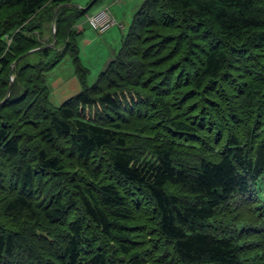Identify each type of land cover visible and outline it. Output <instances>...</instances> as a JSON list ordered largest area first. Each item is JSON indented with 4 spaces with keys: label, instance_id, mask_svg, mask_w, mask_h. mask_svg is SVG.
Returning <instances> with one entry per match:
<instances>
[{
    "label": "trees",
    "instance_id": "trees-1",
    "mask_svg": "<svg viewBox=\"0 0 264 264\" xmlns=\"http://www.w3.org/2000/svg\"><path fill=\"white\" fill-rule=\"evenodd\" d=\"M106 1L0 0V264H264V0H143L88 85Z\"/></svg>",
    "mask_w": 264,
    "mask_h": 264
},
{
    "label": "rangeland",
    "instance_id": "rangeland-1",
    "mask_svg": "<svg viewBox=\"0 0 264 264\" xmlns=\"http://www.w3.org/2000/svg\"><path fill=\"white\" fill-rule=\"evenodd\" d=\"M112 1L115 2L114 0L108 1V2H111L110 4L108 3L110 7L109 11H111L110 13L112 17L115 16L114 14H117V17H118L117 22L115 21L113 17L115 21V25L112 28H115L118 31V33L121 34V29L119 27V24L123 20L124 26H125L124 27L125 32L123 33H126V30L132 20V16L138 10L143 0H126L127 2L126 5L121 4V6H117V4L113 3ZM89 2L90 0H73L72 5L78 6L79 8L80 7L85 8ZM113 5H116V6L114 7ZM100 7H105V6L102 4L101 5L99 4L96 7H93L88 13L91 14L94 11L98 10V8ZM85 23L87 25V22ZM50 32L54 33L53 25L48 29L49 34ZM87 32L92 33L89 29L86 28L85 33ZM93 47L91 49L88 48L85 52L82 51L83 56L87 57L85 62L87 64L88 62H90L89 63L90 65L93 64L92 67H89L90 72L87 78L88 85H92L96 81V78L98 75V71H97L98 62L95 61L97 57L96 56L97 51H94ZM119 47H116V48L119 49ZM46 78H47V84L49 85V90H50V99L54 105H57V106L60 105L64 99L73 97L80 91V87H78V81L76 79L77 77L74 76V67L68 57L63 59L56 68H54L51 72H49ZM56 81L62 82L61 85L63 86L55 87Z\"/></svg>",
    "mask_w": 264,
    "mask_h": 264
},
{
    "label": "crops",
    "instance_id": "crops-1",
    "mask_svg": "<svg viewBox=\"0 0 264 264\" xmlns=\"http://www.w3.org/2000/svg\"><path fill=\"white\" fill-rule=\"evenodd\" d=\"M108 1L109 0H107L102 5H104L105 7H108L110 10L109 4L111 2H108ZM114 1L115 2H113V1L112 2L117 4V6H121V4L126 5V3H127L126 0H118V1L114 0ZM113 6L115 7L116 5H113ZM81 9H83V8H81ZM114 15L115 16H113V17H114L115 21L117 22V20H118L117 14H114ZM85 22H86V20L83 19L78 24H76L74 27L76 32L79 33V36H78L79 58H80L81 63L85 67H87V68L92 67L93 64L90 65L89 64L90 62H88V64L85 62L87 57L83 56L82 51L85 52L88 48L91 49L94 46L93 50L97 51V55H96L97 57L95 59V61L98 62L97 71H98V73H100L101 71H103L105 69V67L107 66V64L109 63L111 58L114 56L115 52L117 51L118 48H116V47H119V45L121 43V40L124 36L123 32H125L124 22L122 20L119 24V27L121 29V34H119L115 28L111 27L112 29L110 28L108 31H106L105 33H103L101 35L96 34L90 27H88V24L86 25ZM86 28L89 29L92 33H90V32L85 33ZM94 67H95V65H94ZM74 76L76 77L75 73H74ZM77 81H78V79H77ZM61 84H62V82L56 81L55 87H62L63 85H61ZM48 87H49V85H48ZM75 87H76V85H75ZM78 87H80L79 81H78ZM67 99H69V98L64 99L61 102V104L64 101H66ZM55 106H57V105H55Z\"/></svg>",
    "mask_w": 264,
    "mask_h": 264
},
{
    "label": "built area",
    "instance_id": "built-area-1",
    "mask_svg": "<svg viewBox=\"0 0 264 264\" xmlns=\"http://www.w3.org/2000/svg\"><path fill=\"white\" fill-rule=\"evenodd\" d=\"M85 20L88 26L98 35L105 33L115 25L108 7H101L93 13L87 14Z\"/></svg>",
    "mask_w": 264,
    "mask_h": 264
},
{
    "label": "water",
    "instance_id": "water-1",
    "mask_svg": "<svg viewBox=\"0 0 264 264\" xmlns=\"http://www.w3.org/2000/svg\"><path fill=\"white\" fill-rule=\"evenodd\" d=\"M95 0H93L91 3H90V5L94 2ZM31 52H33V51H31ZM11 86V85H10Z\"/></svg>",
    "mask_w": 264,
    "mask_h": 264
}]
</instances>
